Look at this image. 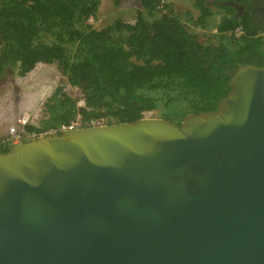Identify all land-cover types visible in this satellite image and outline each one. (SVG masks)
<instances>
[{
  "label": "water",
  "instance_id": "obj_1",
  "mask_svg": "<svg viewBox=\"0 0 264 264\" xmlns=\"http://www.w3.org/2000/svg\"><path fill=\"white\" fill-rule=\"evenodd\" d=\"M0 264H264V66L214 110L0 152Z\"/></svg>",
  "mask_w": 264,
  "mask_h": 264
},
{
  "label": "trees",
  "instance_id": "obj_2",
  "mask_svg": "<svg viewBox=\"0 0 264 264\" xmlns=\"http://www.w3.org/2000/svg\"><path fill=\"white\" fill-rule=\"evenodd\" d=\"M100 1L0 0V79L6 68L24 76L37 63H55L81 94L57 86L43 102L39 125L24 126L28 133L56 129L77 114L122 122L158 109L163 118L176 108L182 116L214 110L238 64L264 66V16L252 8L255 0H234L244 7L240 15L229 0H194L198 15L191 21L203 40L167 0H137L133 22L96 28L87 20L97 16ZM239 25L243 35L229 34ZM7 148L0 145V152Z\"/></svg>",
  "mask_w": 264,
  "mask_h": 264
},
{
  "label": "rangeland",
  "instance_id": "obj_3",
  "mask_svg": "<svg viewBox=\"0 0 264 264\" xmlns=\"http://www.w3.org/2000/svg\"><path fill=\"white\" fill-rule=\"evenodd\" d=\"M167 1L178 13V17L182 21H186L190 30L197 34L198 39L203 40L201 29L192 24L191 21L198 15V10L193 6L194 0ZM139 8L140 4L137 0H122L118 5H115L113 0H101L97 16L93 18L90 24L96 28H101L115 19L133 22ZM261 36L264 40V33ZM59 85L63 86L64 90L71 96L76 98L81 96L79 89L66 83L55 63H37L24 76L17 74L16 67L6 68L0 79V138L7 134L8 127L14 124L18 118L26 117L28 124L39 125V121L43 117V102ZM178 110L177 108L169 110L168 119L179 123L183 116ZM147 117H161V112L159 109L148 112ZM31 137L30 135L28 138Z\"/></svg>",
  "mask_w": 264,
  "mask_h": 264
},
{
  "label": "built area",
  "instance_id": "obj_4",
  "mask_svg": "<svg viewBox=\"0 0 264 264\" xmlns=\"http://www.w3.org/2000/svg\"><path fill=\"white\" fill-rule=\"evenodd\" d=\"M92 21H93L92 17H89L87 20L88 23ZM229 34L235 37H240L241 35L244 34V29L242 26L239 25L234 27L233 30L229 32ZM149 112H153V111H149ZM147 113L148 112L144 113L145 117H147ZM111 122H113L112 119L109 120L107 117L104 116L91 118L89 120H84L80 114H77L76 117L73 120H71L69 123L61 124L58 128L47 130L43 133L58 132L62 130H73L87 126H99ZM26 124H28V118L26 117L18 118L14 124L8 127L7 134L0 138V145L9 146L13 143L28 139L30 135L33 137L34 136L33 134H30L25 130L24 126Z\"/></svg>",
  "mask_w": 264,
  "mask_h": 264
},
{
  "label": "flooded vegetation",
  "instance_id": "obj_5",
  "mask_svg": "<svg viewBox=\"0 0 264 264\" xmlns=\"http://www.w3.org/2000/svg\"><path fill=\"white\" fill-rule=\"evenodd\" d=\"M225 3L232 6V8L237 13V15H240L244 10L243 5L241 3L235 2L234 0H229L226 1ZM252 8L258 13V15L264 16V0H255L254 3L252 4Z\"/></svg>",
  "mask_w": 264,
  "mask_h": 264
}]
</instances>
